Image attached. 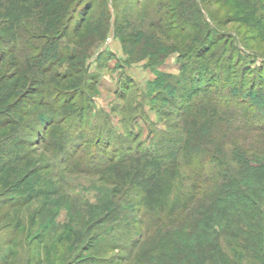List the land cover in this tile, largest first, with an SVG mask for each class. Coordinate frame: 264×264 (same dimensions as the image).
Listing matches in <instances>:
<instances>
[{
    "label": "trees",
    "instance_id": "16d2710c",
    "mask_svg": "<svg viewBox=\"0 0 264 264\" xmlns=\"http://www.w3.org/2000/svg\"><path fill=\"white\" fill-rule=\"evenodd\" d=\"M95 4L96 0H0V47H9L22 37L44 41L37 46L35 59L26 62V74H20L14 55L9 73L0 74V143L3 136L9 138L7 131L14 121H24L23 95L38 94L37 78L27 77L28 71L49 73L53 61L61 59L60 43L69 35L75 13L81 7L89 13ZM186 4L187 0H181L177 9H169L174 19L193 9ZM163 10L165 4L156 8L155 15ZM82 22L76 33L86 18ZM28 23L35 29L27 28ZM152 23L164 32L166 23L156 18ZM120 37L124 44L142 43L146 38L141 30L128 28ZM191 39L189 48L181 49L190 59L184 75L196 74L201 84L189 95L188 83L196 82L186 81L182 86L180 79L170 76V85L155 90L160 96L167 92V104L180 114L167 116L175 123L169 121L167 129L154 130L150 146L134 149L131 142L138 143L141 135L131 132L115 138L112 151L93 154L95 144L87 132L76 134L66 123L68 113L77 111L65 101L54 118L40 120L47 128L43 142L61 152L71 169L98 175L115 186L120 198H115V208L97 228L105 249L112 246L125 251L138 264H264V98L255 92L257 86L264 89V64L254 69L243 65L244 56L235 50L233 37L208 35L201 45L197 35ZM164 58L159 57L160 61ZM236 58L241 59L235 65ZM205 75L208 85L203 82ZM52 80L61 83L57 77ZM243 92L254 97V103L240 99ZM11 111L16 120L9 116ZM77 142L83 144L67 149ZM11 145L0 144V186L5 189L14 188L9 180L11 166L20 165L27 156L24 142L13 139ZM20 177L13 191L21 201H50L58 192L51 179L37 189L28 176ZM106 195L101 200H108ZM133 213L137 215L131 218Z\"/></svg>",
    "mask_w": 264,
    "mask_h": 264
},
{
    "label": "rangeland",
    "instance_id": "374dc122",
    "mask_svg": "<svg viewBox=\"0 0 264 264\" xmlns=\"http://www.w3.org/2000/svg\"><path fill=\"white\" fill-rule=\"evenodd\" d=\"M168 1H171L170 6ZM179 2L181 0H96L89 13L83 7L75 13L69 35L60 43L61 59L53 61L49 73L28 71L27 77L37 78L34 83H38V94L23 95L24 121L22 124L14 121L7 131L9 138L3 136L0 143L13 148V139L14 143L24 142L22 149L27 154L20 165L11 166L13 169L9 171L10 186L14 188L0 186V264H138L131 256L129 259L125 251H116L112 246L105 249V243H101L98 236L97 228L115 208V198L117 201L120 198L115 194V186L105 183L98 175L80 174L77 169H71L61 152L43 142L47 128L40 120L54 118L65 101L71 110L77 111L74 115L68 113L66 123L76 134L87 132L95 144L93 154L112 151L115 138H125L131 132L141 135L138 143L131 142L133 148H145L150 146L148 139L154 130L167 129L169 121L175 123V119L167 116L180 114L167 104V92L160 96L155 90L170 85V76L180 79L182 86L194 80L196 83H188L191 85L189 95L200 83L196 74L184 75L190 59L181 49L189 48L194 34L200 38V45L207 42L208 35L233 37L235 50L244 56L243 65L249 69L263 67L264 0H187L186 5L193 9L174 19L169 9H177ZM162 4L165 10L156 16L154 11ZM83 18L86 23L76 33ZM154 18L163 25L166 23L161 26L172 39L152 23ZM185 24L190 25L184 31ZM35 27L27 24L29 29ZM116 27L120 32H116ZM126 28L141 30L145 40L124 44L120 36ZM43 43L22 37L9 47L1 46L0 74L9 73L13 55L20 74H26V62L29 58L35 59L36 48ZM160 56L165 58L160 61ZM241 58H236L235 65ZM55 77L61 80L59 85L51 81ZM204 77L203 82L207 84L208 75ZM73 84L78 87L72 88ZM249 86L250 83L246 88ZM255 92H261L264 98V89L261 91L257 86ZM248 94L243 92L239 97L254 103L255 98ZM187 102L180 101L184 105ZM42 104L46 106L41 107ZM8 114L12 121L16 120L12 111ZM173 132L180 130L173 129ZM78 144L83 142L72 147L71 144L67 149H75ZM127 144L125 141V146ZM21 175L28 176V181L37 189L51 179L58 192L50 201L16 199L13 190ZM104 195L109 199L101 200ZM136 215L130 214L131 218ZM94 256L99 259H93Z\"/></svg>",
    "mask_w": 264,
    "mask_h": 264
}]
</instances>
